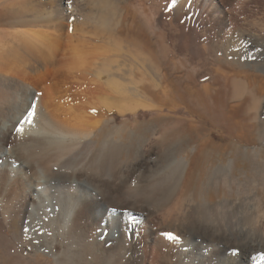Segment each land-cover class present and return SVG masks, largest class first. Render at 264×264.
<instances>
[{
  "label": "bare ground",
  "instance_id": "obj_1",
  "mask_svg": "<svg viewBox=\"0 0 264 264\" xmlns=\"http://www.w3.org/2000/svg\"><path fill=\"white\" fill-rule=\"evenodd\" d=\"M122 1L44 0V14V11L28 8L33 4L32 0H0V21L6 17L13 19L8 27L0 28V251L14 257L11 262H4L2 258L0 264H36L39 252L52 256L56 264H120L122 253L128 251L122 250L125 248L134 251L132 261L125 262L126 264H264V260L261 259V256H264V205L258 193L264 190V156L258 160L256 167L258 177L253 180L252 190H255L252 197L253 205L249 202L254 209L252 215L241 217L223 215L221 220L217 219L221 221L217 223L220 225L219 228L196 226L192 221L194 215L187 214L185 206V200L190 199L191 193L187 197L185 194L182 196L192 171L187 156L180 157L175 162L177 167L170 172L171 176H168L171 177V180L168 179L170 190L167 191H171L169 195L160 197L159 192L154 193V196L160 198L158 204L160 207L157 206L158 209L154 207L156 210L149 209L147 204L146 207L144 203L141 205L139 203L133 207L134 210L141 212L139 217H134L136 222L132 223L127 217L129 214L125 213L126 218L121 222L116 214L108 211L107 207L112 203L123 206L124 201H116V198L113 200L111 190L100 191L103 187L89 182L87 173L82 171L95 169L97 164V168H105L117 162L116 170V166L119 167L118 162L125 161L121 157L126 146L124 140L135 132H132L133 129L130 130L125 123L112 125L109 119L104 121L101 119L106 129L102 127L98 129V120L92 116L90 117L94 118L92 121L94 123L89 126L83 115L80 116L79 111L72 106L77 101L69 105L65 112H59L60 109L51 101L56 87L53 83L46 85L48 80L56 83V86L58 82L65 80V64H68L67 69L72 70L76 69V65L85 62L83 54L85 51L81 50L82 47H79L81 44L78 43L70 46L72 47L70 52L66 50L70 53L69 60L64 59L61 62V57L66 54L65 49L62 50L63 30L67 23H64V16L76 14L74 17L76 16L78 20L79 31L82 36L87 37V41L104 40L112 44L113 49L117 51L114 54L115 59L101 56V63L97 65L95 63L96 68L93 67V61L89 66L95 68L97 74L104 75L109 86L110 83L114 85L113 82L118 81L123 87L131 85L133 91L142 96L141 100L135 101V97L124 106L119 105L120 113L122 110L134 113L140 107L150 108L149 110L153 109L152 107L156 108L157 105L151 101L148 93L147 96L144 89L142 93L138 85L147 80L156 89L165 83L176 98L175 109L183 107L189 114L187 119L184 118L189 126L209 123L208 132L209 128H213L223 134L228 141L236 140L246 145L253 140L264 141V122L260 114V107L264 101V77L244 69H234L229 64L235 62L241 68L254 65L264 71V59L252 60L254 57L250 59L247 55V51H250L255 43L258 44V41L264 43V33L262 34L264 0H128V5H123ZM83 2L90 8H79ZM141 4L154 8L160 13L162 21L169 23L171 31L168 40H165L171 43L169 45L173 46V49L176 48L180 55H185L184 59L190 66L199 68L196 75L191 74L183 66L178 67L177 72L170 66L162 68L147 50L131 41L140 40L146 45H152V40L138 23L139 11L135 6ZM53 14L57 21L44 19L45 16L51 17ZM249 24H256V29L260 27L257 32L260 34L253 28L251 30L244 27ZM120 35L125 38H121ZM68 49L71 48L68 46ZM179 72L184 76L177 81ZM91 83L93 84L92 81ZM57 89L59 90V87ZM101 89L97 92L100 93ZM128 90L131 91V88ZM90 94L86 95L87 99ZM106 97L107 94L102 96L103 101H99L101 100L99 97L97 100L105 102L103 105L107 108L109 105L105 104L109 103L105 101ZM62 106L64 108V105ZM28 111H32L33 115L29 120L20 123ZM83 124L88 128H84ZM173 124L170 123L162 132H158L150 125L148 128L151 139L162 144L180 136L183 140L184 131H179L178 124ZM17 126L21 128L20 131H17ZM185 132L187 134V131ZM99 134L103 135L101 140L98 138ZM148 140L143 139L144 143ZM81 142L85 143V149L80 153L83 161L80 160L78 167L81 168H77L74 163L71 164V159ZM147 143L152 144L151 141ZM194 148L192 145L189 150L192 152L199 149ZM151 154H153L151 149L141 154V161H137L129 173L135 172L136 175L138 174L136 171L147 167ZM239 156L250 164L254 163L253 155L249 153L247 146L242 150L236 149L224 164L226 176L221 173L225 176L221 180H214L212 176L213 179L201 182L199 188H219L222 194H225L231 191L226 185L230 182L231 185L237 186V192L242 191L240 179L232 175L236 170ZM121 164L123 163H120V166ZM78 169L84 170L79 173ZM95 172L100 173L96 170ZM118 177L121 178L120 175ZM101 184L108 189L114 188L111 187L114 183ZM139 187L144 189L143 186ZM161 188L164 189L160 186V190ZM98 194L102 195L101 199L97 198ZM200 194L203 195L202 192ZM128 199L129 197L125 200ZM210 199L208 201L205 198L200 205L197 204L202 211L209 212V217L215 218L214 214L218 210L223 213L228 210V205L221 199L215 202H211ZM242 211L246 212L245 209ZM13 222L18 224L17 228H13ZM222 226L227 229H223ZM167 233L172 235L169 237L165 235ZM195 238L199 240L196 241ZM127 243H130L129 246ZM234 247L238 249L233 250ZM257 251L259 252L254 255L253 253Z\"/></svg>",
  "mask_w": 264,
  "mask_h": 264
},
{
  "label": "rangeland",
  "instance_id": "obj_2",
  "mask_svg": "<svg viewBox=\"0 0 264 264\" xmlns=\"http://www.w3.org/2000/svg\"><path fill=\"white\" fill-rule=\"evenodd\" d=\"M32 3H33V4H31L32 6L30 4H29L30 6L27 5V6H29L28 8H30V10L33 9V10L42 11V12L44 11L43 10V9H45L44 0H41V1L32 0ZM84 3L85 2L81 3L79 5V8H82V9L83 8L84 9L90 8V6H87ZM122 4L123 5H128L129 4V1L128 0H123L122 1ZM83 5H84V7H83ZM135 7L139 11L137 13L139 15V17H140V19H138L139 20L138 23L141 24V26L144 29V31L146 32V34L152 40V45H146V44L143 43V41H140V40H138V42H136L135 40H132L131 39V41L132 42H135V44L137 43L136 45L139 44V46L142 49L147 50V52H149L157 60V62H159L161 64L162 68H165L167 66H170L172 69H174V70L176 69L175 72H177L178 71V67L180 68L181 66H183V67L187 68L190 71L191 74L196 75L197 74V71L199 70V68L197 69V67H195L193 65L190 66L189 65L190 63L185 60L186 59L185 55L184 54L180 55V52H178L176 48L173 49V46H170L169 45V44H171V43H168V41H167L168 40V36H169L168 34L171 31V29H170L171 27H170L169 23L162 21V19L160 17V13L156 12L154 10V8H151L147 4H141L140 6L139 5H136ZM143 10H145V12H142ZM44 14H45V11H44ZM58 15L61 16L62 14H58ZM74 15H76V14H74ZM74 15H71V16L67 15L68 18H66L67 16H64L65 17V20L63 19L64 20V23L65 22H67V23H65L66 24V27H64V30H63L64 33H63V45H62V48L63 49L62 50L65 49L64 51L66 52V54L64 55V57H61V56H58V57H61V62H63L64 59L69 60L68 59L69 56H70V53L69 52L72 50V47H70V46H73L74 44L78 43V44H81V46L79 45V47H82L81 50H83V52L85 51L83 53L84 54V59H85L84 61L85 62H83V64L76 65L77 66V67L75 66L76 69L75 68H72V70L74 69L73 71L71 69H67L66 67L68 66V64H65L64 65V66H66V67H64L65 68L64 69V74H66L65 75V78H64L65 80L64 81L62 80V81L58 82L57 83V86H56V83H54L53 81H50V80L46 81L47 84L46 83L45 84L46 85H49V84H52L53 83L54 86L56 87V89L54 88L56 91H54V93H53V99L51 97V101L54 102V106L56 105V107H58L60 109L59 112H61V113L65 112L66 109H67V107L69 105L75 104V102L77 101L76 102L77 105L75 104V105H72V106H73V108L75 110H77V111L80 112V113L78 112V114H80V116L83 115L82 117L84 118V120H86L85 122L88 123L89 126H91L90 124H93L94 123L92 121H94L93 119L95 118V120H98V123H97L98 124L97 125L98 126V129H100L101 127L104 128V129H106L104 127L105 126V123L103 121L109 119L108 121H109L110 124H112V125H120L122 123H125V125H128V127H129L130 130L133 129L132 132H135L134 135H131L130 137L126 138V141L124 140L125 139V137H124L123 140L126 143V146H125V150L122 151L123 152L122 153L123 156L121 155V157H123V161L124 160L125 161L124 162H118L119 167L116 166V170H115V164L117 162L111 163L109 165V167L106 166L105 168L104 167L103 168L102 167L97 168L98 167L97 166L98 164H97L95 166V169L94 168L91 169L92 170L91 173H90V171H91L90 169L88 171L87 170H84V169H82L84 171L78 169L80 171L79 173H82V172L85 173V174L87 173L86 175L88 177L87 179H88L89 182L91 181L92 183L97 184V185L99 184L100 187H103L102 189H100V191H104V190L105 191H109V190H111L112 191L111 192V195H113V200H115V198H116V201H124L125 204L123 206H120L117 203H112L111 205H108V207H107L108 208V211L116 214L118 216V219L121 220V222H123V220L126 218V215L129 214L127 217L130 218V221L132 223H135L136 221H135L134 217H139L141 212L140 211H136V209L134 210L133 207H135L139 203H140V205L144 203L143 204L144 206H146V204H147V206L149 207V209L159 206L158 204L160 203V198H159V196L158 197L157 196H154V193H158L159 192L158 195L161 194L160 195V197H161L162 195H167L168 193L171 192V191L170 192L167 191V189L170 190L168 187H169V180H171V177L168 178V176H171L170 174L177 167V163H175V162L180 157H187L188 156L187 158L190 159L189 161H190L191 166H192V171H191L190 181H189L188 185L186 186V188L183 189V191H182L183 195L182 196H184V194H185V196L187 197L188 194L191 193L190 194V199L185 200V206H186V209H187V214H190L191 216L194 215V216H192V221H193V223L196 226H198V227H204V228H207V227L219 228L220 225L217 224V223H219L221 221H219V220L217 221V219H220L221 220L223 218V215H224V217L226 215H238V217H241V216H244V215H247V216L252 215L253 214V211H254V209L252 207V205H253V203H252V197H253V194H254L253 191H255V190H252L253 189L252 185H253V180H255V178L257 179V177H258L257 172H256V170H257L256 167L258 166V160H259V158H261V157L264 156V152H263L264 151V141L253 140L250 144L246 145V144L238 143V141H236V140L228 141L227 138L223 134H221L220 132L214 130L213 128H209V132H208L209 123H202V124L197 125V126H194V127L189 126L188 125V122L186 120H184V118H186V119L188 118V115L189 114H187L185 112L186 109L183 108V107L175 109V106H176L175 99L176 98L174 97L173 92L171 90H168L169 87L166 86L165 83L163 84V86L158 87L156 89H154V87H152L151 84L149 83V81H147V80L144 81V82L139 83V85H138V86H140L139 89L141 90L142 93H143V91L146 92V95L148 93L149 96L148 95L147 96L149 98H151V101H153L157 105L156 108L155 107H152L153 109H151V110H149L150 108H147L148 109L147 110L146 108H143L142 109L140 107L134 113L133 112H129V111H124L125 112L124 113L123 110L121 111L122 113H120V111L118 109L119 108V105H120V107H121V105L124 106L126 104V102H129V101L131 102L135 97H136V99H134L135 101L136 100H141L142 99L141 98L142 96L140 94L138 95V93L134 92L133 91V88L130 87L131 85L124 86L125 87V90H126L125 91L123 85L120 86L119 83H118V81L117 82L114 81L113 82L114 85L113 84L111 85V83H110V86H109V84H106V80L104 79L105 76L104 75L97 74V72L95 71V68H96V65L97 64H100L101 63V60H100L101 56L102 57H110L109 59H111V58L112 59H115L114 54H116L117 51H116V49H113V46H111L112 44H109L108 42H105L104 40L103 41L100 40V42H99L98 40L96 41V40L90 39V40L87 41L86 40L87 37L82 36V34L80 33L79 28H78L79 25L77 26L78 20L76 19V16L74 17ZM44 19H47V20L52 19L53 21H57V18L55 16V14H53V16H51V17L50 16H48V17L45 16ZM11 22H13V19L12 18H9V17H6V19L4 18L3 20L0 21V28L8 27ZM244 27L246 29H250L251 28V30L253 28V30L256 33L258 32V30H260V27H258V29H256V27H257L256 24H249V25H245ZM259 32H261V31H259ZM263 33L264 32H262V34ZM257 34H260V33H257ZM85 36H88V35H85ZM120 36L123 39L125 38L123 35H120ZM165 39H167V40H165ZM89 43H91V44H89ZM95 44L96 45L98 44V45L95 46ZM258 44L255 43L254 46L252 47V49L250 51H247V55H248L249 58L250 57H252V58L254 57L253 59L250 58L252 60H256V58H257V61H259L261 59L262 60L264 59V43L262 41L261 42L258 41ZM142 45L145 48H143ZM68 46L71 49H68ZM100 47H102L101 48L102 50L100 49ZM255 48L257 49L256 51H255ZM66 50H68V51L70 50V51L67 52ZM90 52H92V53H90ZM98 52H101V53H98ZM85 56L86 57L88 56V57L85 58ZM92 61L94 63H92ZM85 63H86L87 66L85 65ZM91 63L94 64L93 67L95 66V68H92L91 66H89ZM95 63H96V65H95ZM229 64L234 69H237V70L244 69V70H246V71H248L250 73H253L254 75L255 74H258V75L264 77V71L258 69L254 65L253 66H244V67L241 68L235 62H229ZM90 67H91L92 71H91ZM106 67H108V66H106ZM119 67L121 68L122 66L120 65ZM82 68H84L85 70L82 69ZM77 70H79V71L77 72ZM79 72H80L81 75H79ZM90 72H92V73H90ZM95 75H96L97 78L95 77ZM97 75L100 76V79H98L99 76H97ZM177 75H178V78L176 79L177 81H180L181 78H182V76H184V74L183 73H180V72ZM73 76H75V77L73 78ZM91 78H93V80ZM68 79H70V81H68ZM87 79H88V81H86ZM78 80H79L80 83H83V84L80 85V83H78ZM98 80H100V81H98ZM91 81L93 82V84L91 83ZM69 82H70V84H69ZM99 82H100V84L102 83L103 85L101 84L102 85L101 86L99 84ZM62 83H64V84H62ZM104 83H105V86H104ZM77 84H79L80 86L77 85ZM72 85L73 86H79V87H75L74 88ZM100 86L104 90H102ZM106 86H108L109 88L108 87L105 88ZM58 87H59V90L57 89ZM78 88H80V89H78ZM129 88H131V91L128 90ZM82 89H83V91H82ZM100 89H101V92L98 93L99 92L98 90H100ZM102 91H105V92H102ZM123 91H125L124 92L125 95H124ZM61 92H62V94H61ZM81 92L83 94H81ZM97 93H98L99 96L97 95ZM103 93L107 94V97L105 98L106 99L105 101L109 103V104H105V105H109V107H107V108L104 107V105H103L105 102H102V103L99 102V101H103L102 100V96L105 95ZM88 94L91 95V98H90V95H89V97L87 99ZM62 95H63L64 98H62ZM96 95L99 97V99L101 98V100H99ZM78 96L79 97H82V98H79ZM94 96L97 97V98H95ZM67 97H69V98L67 99ZM75 97L77 98L76 100H75ZM122 97H123V99H122ZM89 98H90V100H89ZM78 100L80 102L79 103L80 105L78 104ZM65 101H67L66 102L67 104L64 103ZM62 105H64V108H63ZM97 106H98V108H97ZM261 107H260V114H261L262 121L264 122V101L262 102ZM58 108H56V110H58ZM90 108H91V110H90ZM93 108H94V110H93ZM81 109H83V110H81ZM99 109H100V111H99ZM116 109H118V112L119 113H117V110ZM90 116H92L94 118H92ZM99 117H102V118H99ZM178 117H182V118H178ZM90 118H92V119H90ZM172 122L173 123L175 122L176 124H173ZM99 123L102 124V126ZM103 123H104V125H103ZM170 123H171V125L172 124L173 125H177L178 124L179 127L177 126V128L179 129V131H181V132L184 131V133H183L184 136L182 135L183 136V140H182V138L180 136V138H176L175 140H170V141L168 140V141H166L169 144H167L165 141L162 144V142H157L158 140H155L154 141V139H151L152 137L150 136L151 134H149L150 131H149V128H148L150 125H153L155 127V130H157L158 132H160V131L162 132L165 129V127H167L168 125H170ZM81 126H82V124H81ZM83 127L86 128L87 125H84ZM186 127H188V128H186ZM185 131H187V134H186ZM207 132H208V134H206ZM140 135H141V137L143 139L144 138H148L149 139L148 141L149 142L151 141L152 144L151 145L148 144L147 143L148 141H146V143H144L143 139H141V137L140 138L138 137ZM102 137H103V135H100L99 134L98 138H100V140L102 139ZM132 137H133V139H132ZM134 137H135V140H134ZM185 137L187 138V140H186ZM137 139H139V140H137ZM171 141H172V143H171ZM137 142L138 143L140 142L139 144L141 146ZM82 144H83V147L81 148ZM192 145H193V147L196 148V150L198 148L199 149L197 151L194 150L195 152L194 151L191 152L189 149H190V147H192ZM217 145H219V146H217ZM159 146H161V147H159ZM201 146H202V148H201ZM244 146H247L249 153H252L253 158H254V160H253L254 163H251L250 164L242 156H239L238 159H237L238 162H237V165H236V168H235L236 170L235 169H234L235 171L233 170L234 173L232 175L233 176L236 175L235 177H237L238 180L240 179L239 182L241 183L240 186H242V188H243L242 191H238L237 192L236 191L237 186L234 185V184L231 185L230 182H228L226 185L229 186L228 188H230L231 191H230V193L229 192H226L225 194H222V190L219 189V188H216V189L206 188V189H210L208 191L205 188H203V189L202 188H199V184L201 182L207 181V179L208 180L213 179L212 176H214V180H221V179H223L226 176V171H225V169H223L224 166H225L224 164H226V160L229 158V156H231L232 151L235 152L236 149L242 150ZM84 149H85V143L84 142H81V144L79 145L78 149L75 150V152H74V155L76 154L77 157L74 156V155H72L71 164L74 163L73 165L75 167H77V168H81V167H78V163H80V160L83 161V159H82L83 157L82 158L80 157L81 156L80 153L82 151H84ZM145 149L146 150L151 149L152 152H153V154L150 155L151 158H149V160H148L147 167H145L143 169L142 168L139 169L140 171H136V173L140 174V176L138 174L135 175V172L134 173H129L131 171L132 167L136 163H138V162L141 161V159H142L141 154L143 155V153L146 151ZM159 150H161V151H159ZM124 151L125 152H128L129 151V152L128 153H125ZM136 151H138V152H136ZM162 151H163V153H162ZM172 154H173V156H172ZM133 155L135 157H133ZM158 156H160V157H158ZM132 158H133V160H132ZM171 158H173L174 160L171 159ZM130 159H131V161H129ZM135 159H136V161H135ZM126 161H128V163H126ZM201 162H202V164H201ZM120 163H123V164H121L122 166H120ZM153 165H154V167H153ZM199 165H201V166H199ZM220 165H222V166H220ZM110 166L113 167L114 171H113L112 167H110ZM217 166H218V168L216 169ZM110 169H112V170H110ZM147 169H148V172H147ZM95 170L97 172H100V173H97L96 174ZM220 170L222 172H220ZM85 171H87V172H85ZM111 172H113V173H111ZM161 172H163V173H161ZM166 173H167V175H166ZM221 173L223 175H225V176H223ZM209 174H210V176H209ZM96 175H99V176L96 177ZM118 175H120L121 178H119ZM133 175H135V176H133ZM215 175L217 176V179L215 178ZM219 175H220V179H218L219 178ZM93 176H95V177H93ZM103 176H104V178H103ZM105 176H106V178H105ZM100 177H101V180L102 181L100 180ZM153 178H154V180H153ZM163 178H164V180H163ZM109 179L110 180L112 179V180L110 181ZM116 180H117L118 183H116ZM166 180H168V181H166ZM153 182H154V184H153ZM161 182H163V183H161ZM166 182H167V184H166ZM251 182H252V184H251ZM101 183H106V184L107 183H110V184H113L114 183V186L111 185V187H114V188L113 189H108L107 187L103 186ZM161 184H163L164 186L161 185ZM115 185L117 187H115ZM139 185L140 186H143L144 189L143 188H140ZM150 185H152V186H150ZM126 186H128V187H126ZM156 186H158V187H156ZM160 186L161 187H164V189L161 188L162 190H160ZM125 188H126V190H125ZM153 188H155V190H150V189H153ZM149 191H151V192H149ZM164 191L166 192V194H164L165 193ZM199 191L202 192L203 195H201ZM263 191L258 192V193L261 196V198H262V204L264 205V192ZM126 193H129V194H126ZM145 193H147V195ZM192 193H193V195H192ZM94 194H95V192H94ZM121 194H123V195H121ZM199 194L201 195V197H200ZM225 195L227 196V198H226ZM97 196H98L97 197L98 199H101V196L102 195L101 194L100 195L98 194ZM128 197H129V199L128 200H125ZM156 197H157V199H156ZM147 198H150V200L147 199ZM205 198L208 201L211 198L210 199L211 202H215V201L221 199L222 201H224V204L226 203L228 205V210L227 211H224L225 213H223L220 210H218V212L216 214H214L215 215V218L209 217L210 216L208 214L209 212L202 211V209H200V207H199L200 203L203 202V199H205ZM214 199H216V200H214ZM150 204H152V205H150ZM188 204H190V205H188ZM197 204H199V205H197ZM130 206H132V207H130ZM109 208H110V210H109ZM196 208H198V209L195 210ZM154 209L156 210V208H154ZM154 209H151V210H154ZM157 209H158V207H157ZM242 209H245L246 212H243ZM130 212H131V214H130ZM219 214L221 215V217H220ZM195 217L198 218V219H196ZM201 217H203L202 220H201ZM202 223H203V225H201ZM12 224H14L13 225V228H15V227L17 228V225L18 224L16 222H13ZM224 227L225 226H222L223 229H227V228H224ZM226 231L229 232L228 230H226ZM198 240H199V238L196 239V241H198ZM129 244L130 243H127L126 245L129 246ZM128 246H126V247H128ZM236 249H238V248L237 247H234L233 248V250H236ZM122 250L123 251L128 250V251H125V252L122 253L123 255L121 256L122 258L120 257V260L121 261L119 260V263L120 264H123L122 262H124V264H126L128 261H132L134 251L132 252V249H126V248L125 249H122ZM259 251L255 252L253 254L256 255ZM129 252H131L130 253L131 255L129 254ZM124 257H126V258H124ZM130 257H131V259H130ZM0 258H1L0 259L1 261L4 259L3 260L4 262H11L12 260H14V257L7 256L2 250L0 251ZM9 258H11V259H9ZM36 259H37V262H38L36 264H56L54 262L52 256H50L48 254H45V253L39 252L37 254ZM109 264H111V263H109ZM115 264H117V263H115Z\"/></svg>",
  "mask_w": 264,
  "mask_h": 264
},
{
  "label": "snow or ice",
  "instance_id": "obj_3",
  "mask_svg": "<svg viewBox=\"0 0 264 264\" xmlns=\"http://www.w3.org/2000/svg\"><path fill=\"white\" fill-rule=\"evenodd\" d=\"M32 115H33V112L32 111H28L27 115L24 117V119L20 123H23L24 121L29 120ZM20 130H21V128L19 126H17V131H20ZM165 235L170 237L172 234L171 233H167ZM261 259L264 260V256H261Z\"/></svg>",
  "mask_w": 264,
  "mask_h": 264
}]
</instances>
